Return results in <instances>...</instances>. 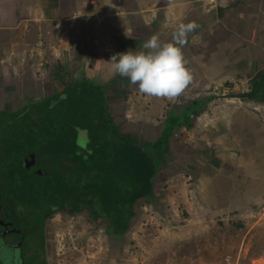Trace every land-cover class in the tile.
I'll return each instance as SVG.
<instances>
[{"label":"crops","instance_id":"1","mask_svg":"<svg viewBox=\"0 0 264 264\" xmlns=\"http://www.w3.org/2000/svg\"><path fill=\"white\" fill-rule=\"evenodd\" d=\"M63 1L0 0V46L4 45L14 52L22 49L15 61L10 60L14 70L2 67L5 73L0 71V74L7 75L13 71L16 75L24 62L31 60V56L25 57V49L34 52L36 47L39 50L35 51L36 61L42 63L46 41H49L47 46L52 50L49 55L52 62L56 65L60 62L59 53L62 51L63 61L70 63L77 60L80 63H77L81 66L78 76L96 70L95 76L99 73L98 79L104 85L102 92L113 99V95L122 94V91H114L111 82L120 83L122 77L112 76L111 65L105 62L113 54L129 49L147 51L143 44L153 35L162 43L172 42L177 25L190 22H195L198 27L189 33L187 42L182 46L185 60L189 56V47L194 45L196 51L200 46L216 45L218 54L215 55L212 50L210 61L215 65L206 69L207 72L194 71L195 79L192 76L191 82L181 92L183 97L190 92L196 94L190 100L196 101L194 99L200 98L198 94L207 90L200 84L204 72L212 78L223 79L221 85L212 81L210 90L217 85L222 87V92L231 91L232 87V90H240L242 94L248 91L256 72L264 69V0H66L65 4ZM80 5L82 8L78 17L75 14L68 19L61 16L75 12ZM25 18V21L31 22L33 29L37 26L34 44L29 42L23 30L22 21ZM69 20L72 26H69ZM72 48H78L76 59L72 57ZM105 68L109 72L102 71ZM123 79L125 92L122 95L127 97L122 102L128 117L131 106L147 113L154 102H159L161 107L164 104L171 106L169 98L166 101L165 97L155 99L154 96L141 94L128 83L127 78ZM227 82L232 85L224 86L223 83ZM228 99L231 101L225 104L215 103L213 109L218 112L214 113L212 109V117H207L209 109L206 108L195 119L193 137L184 138V145H177L179 160L176 163L172 164L174 156H170L171 153L163 161L166 166L162 188L160 186L164 192L162 201L155 199V182L154 199L140 198L135 206L149 207L162 202L178 216V220L181 218L179 211H183L190 215L191 221H205L231 217L238 211L264 203V112L261 111L264 101L241 100L238 95ZM108 101L106 104L109 106ZM172 108L176 107L173 105ZM155 118L148 114L144 118L145 124L152 123ZM178 119L175 116L171 120L179 124ZM174 137L172 132L164 139L166 145L163 144V150ZM172 150L175 147L170 145ZM158 154L161 159V153ZM161 165L162 161L159 168ZM159 168L156 175L161 172ZM136 214L135 207L134 216Z\"/></svg>","mask_w":264,"mask_h":264},{"label":"rangeland","instance_id":"2","mask_svg":"<svg viewBox=\"0 0 264 264\" xmlns=\"http://www.w3.org/2000/svg\"><path fill=\"white\" fill-rule=\"evenodd\" d=\"M63 2L64 4L67 3L66 0ZM65 6L67 7V5ZM80 8H82V5H80L75 12L72 11L68 15L64 13V15L61 16H63L64 19L71 18L74 14L78 17ZM25 20L26 18L22 21L23 26L25 27L23 30H25V33L28 35L27 39L29 42L34 44V32L37 26L35 25L33 29V27L30 26L31 22ZM68 23L69 26H72L70 25V20ZM68 37L69 35L67 34V38ZM69 40L71 43V39ZM48 43L49 41H46L45 52L43 51L46 54L42 63L36 61L35 51H39L36 47H34V52H29L25 49V57L28 58L31 56V60H26L23 66L18 69L16 75L13 71L9 72V74L7 73V75L2 74V72L5 73L3 68L4 70L6 68L14 70V68H12L14 65L10 63V60L17 59L20 53H22V49L16 50V54L13 57L12 52L14 51L7 50L4 45L0 46V71H2L0 74V138L1 135L4 136L7 134L9 130V128L6 127L7 124L4 122L5 120L7 121V118L9 117H7V113L5 114L4 112L18 110V114H21L22 116L28 114V116L37 118L36 109L38 110L37 106L41 101L49 97L52 92H58L61 85L71 86L74 81H77L76 79H78V77L90 80L82 90L84 92L86 91L82 96H88L90 92L88 94L87 92L92 91L90 97H96V94L93 93L100 94L102 91L104 85L100 83L102 80L98 79L99 73L95 76L96 70L89 73L87 72L85 75L82 73V77L80 75L78 76V69L81 68L78 64L80 63L77 60H73V62L70 63H68V60L63 61L65 58H62V51L59 53L60 62L56 65V63L52 62L49 57L52 50L50 46H47L49 45ZM72 49L74 54L72 57H75L76 59V49L78 48ZM213 49L215 55L218 54L215 51L217 50L216 45L211 46L207 44L205 46H200L197 51L195 45L189 47V56L186 57V60H188L186 66L191 71L194 79V71L202 72L206 69L208 70L210 66L215 65V63H211L212 60L210 61ZM222 49L224 48L222 47ZM191 56H193V59ZM46 57H48V62L46 61ZM196 57L197 59L195 60L194 58ZM102 71L109 72L106 68L102 69ZM258 72L259 71H257L256 74ZM4 75L5 77H3ZM92 76L97 79H94ZM112 76L115 77L113 74ZM80 80V82L72 86H76L84 81L82 79ZM123 80L125 79L122 78L120 83L115 84V81L113 80L114 82H111L113 83L112 89L115 88L114 91L118 92L122 91L123 94V92H125ZM214 80L216 81V84L219 83L221 85L223 79L217 77L212 78L209 74L207 75L204 72L200 84L207 87V90L199 93L198 96H200V98L194 100H202L206 101V103L198 112H193L188 116L187 125L185 124L187 121L184 122V118L182 117H178L179 124L177 121L171 120L173 118L168 119V117L172 116L174 113L176 114V112L180 113L182 108L191 106L194 101H191L190 98H195L196 94L189 92L183 97L180 93L176 97L169 98L171 105L169 107L168 104H164L161 107L159 102H154L153 104L151 102L152 107H149L150 109H148V113L146 110L131 106L130 108L132 110H130V117H128L126 109H124L125 103L122 102L123 98L127 97L126 95L117 94L113 95V99H110L111 96H106V94L103 93V97L106 99V101L104 100V109L106 110V113L109 114V117L111 115L110 119L115 129H117L120 134L130 136L131 139H134L142 147H148L150 144L158 142L157 152H161L162 165L159 168L161 171L159 172L160 174L158 173L155 177V199H161L162 201L163 198L164 192L161 188L162 182L164 181L163 169L166 166V163H163V161L165 162L167 160L169 153H171L170 156H174V159H171L172 164L179 160V151L177 147L179 145H184V138L193 137L192 131L196 130L195 119L200 117L201 113L206 111V108L209 109L207 117H212L211 110L217 103L225 104L226 102L231 101L228 98L234 95H240L241 93L240 90H232V87L229 89L231 91L222 92V87L217 85L215 89L212 88V90H210V84ZM251 80L248 91L251 87ZM223 85L228 86L232 84L227 82L226 84L223 83ZM61 96L59 98H62ZM156 98L160 99V97H155V99ZM232 100L234 101L236 99L232 98ZM52 101L53 103L51 102V105L56 104L57 100L52 99ZM107 101L109 102V106L106 104ZM115 101H117L116 104L113 103ZM166 101H168V98ZM173 105L179 107L180 110L176 111L172 108ZM72 106L70 108L84 107L83 105H80L79 107ZM32 107L35 108L33 111L31 110ZM65 107L68 106H66V104H59L60 109L63 110ZM108 107L110 108L109 111ZM218 107L221 106L219 105ZM54 109L53 114L55 115L50 119L54 121L55 125L50 128L48 133H42L46 139L41 138L40 144L37 146L38 151L36 153L34 151L37 159H40L42 156L45 157L43 160H40L39 169L41 170V174L38 177L40 181V191L36 197L37 202L43 197V200L45 201L43 205L45 207L51 204L48 201L49 199L46 200L45 194L41 193L44 188L43 186H50V183H52L53 185L58 184L62 187L64 183H69V181L72 182V180H75L73 184L78 183L81 179L78 178V173H74L75 168L67 167V169L63 167L62 163L65 159H70L72 154L74 155V152L76 154H80L83 151L87 153L86 149L77 147V132L76 134L73 132L72 140L71 136L69 137L71 141L67 154L61 151L63 147L59 146V148H57V145H59L58 142L55 147L51 146L50 149L43 152L42 145H45V140L46 144H48L47 134H49V137H51L52 140H55L54 135L55 133L57 135V131L60 129L59 127L67 124L69 119L73 120L78 124L76 126L79 128L83 127L87 129V136L85 137L83 134H80L79 139L82 141L85 139L90 141V143L87 144V149H91L92 153V137L95 135L96 137L102 136L111 138L112 130L110 125H106L107 128H102L100 129L101 131L92 132L91 126L99 117L106 120L104 116L95 114L93 108H89L84 115H77V117L73 118L64 113L61 115L57 114V108L54 107ZM261 111L264 112V109ZM213 112L217 113L218 111L217 109H213ZM148 114L151 118L155 116L156 118L152 123L149 122V124H145L144 118L147 117ZM204 116L206 117V115ZM2 122H4V124ZM81 123L84 125H80ZM169 124L173 125L171 133L173 132L175 137L171 139V144L167 143L165 150H163V144L166 145L165 140L167 137L163 140L162 136L165 134V128ZM113 125L112 128H114ZM205 133L208 134L207 132ZM170 145L172 148L175 147V150L170 151ZM148 150L151 151L149 147ZM151 157L155 165L159 166V163L161 164L160 159L158 158L159 154H153ZM13 160V163L17 162L16 159ZM6 161L7 160H4L0 154V163H2L0 165V174L2 175H4L5 172H8L10 167ZM56 172L60 173V175H51ZM20 173L21 172L18 170L17 179ZM45 174H47L46 177ZM23 175L24 174H21L20 176L22 177ZM0 177L3 176L0 175ZM6 182V178L0 181V189L4 187ZM83 182L84 181H82V183ZM32 191H34V187ZM146 203L147 202H145V204ZM157 204L158 205H152L149 207H145L144 205L138 207L137 205H134V211L136 207L137 214L132 218L130 226L122 238V242H115L114 240L109 239L106 234L105 226L101 223L90 221L87 213H78L71 216L62 213L61 211L52 212L44 222V262L46 264H264V203L258 206L248 207L245 210L242 209L244 210L243 212L238 211L231 217L226 218V216H224L222 218L218 217L214 220L205 221L197 219L191 221L189 220L190 215H186L183 211H179L181 218L178 220V216L174 215L173 211L165 206V203L157 202ZM100 213L102 216L104 215L101 211ZM39 217L40 215L36 211L30 221H27L26 231H29L27 235L31 233V228H37L38 236H41L39 230L42 228V222L38 221ZM151 217H154V219ZM0 219L3 220V222L5 221V224L2 227L0 226V237L7 234H13L8 231L10 229V214L7 211L2 210V212H0ZM133 222L135 223L132 226ZM38 236L33 235L32 237L26 238L27 249H29L30 245L34 242V244L39 245ZM29 261L30 262H27V264H41V255L40 258L38 257L37 259Z\"/></svg>","mask_w":264,"mask_h":264},{"label":"trees","instance_id":"3","mask_svg":"<svg viewBox=\"0 0 264 264\" xmlns=\"http://www.w3.org/2000/svg\"><path fill=\"white\" fill-rule=\"evenodd\" d=\"M80 79L84 81L76 86H72L80 82ZM76 80L71 86L61 85L58 92H52L49 97L41 101L37 106L38 110L36 109L37 118L41 119L28 116V114L22 116L18 114V110L4 112L9 117L7 121H4L9 130L4 136L1 135L0 154L10 165L9 170H12L5 172L7 182L4 185V189H0V194L10 201L13 199L14 202H28L32 204L33 210L35 209L40 213L38 221L42 222V228L39 230L41 236H38L39 245L33 243V248H36L38 253L42 252V257L45 251L44 221L52 212L61 211L71 216L78 213H87L90 221L101 223L105 226L109 239L115 242H122V238L128 230L132 218L135 217L134 205L136 201L140 198L149 201L154 199L153 187L159 166L153 163L151 156L153 154L158 155L156 152L158 142L150 144L148 147L151 151H149L148 147H142L134 139H131L130 136L120 134L115 129L109 114L104 109L105 99L103 92L101 91L100 94L94 92L93 94H96V97H90L92 91H88L87 94L90 92L88 96H82L86 92L82 90L90 80L80 77ZM60 96L62 98H59ZM238 98L256 102L264 101V69L260 70L251 80L250 90L238 95ZM52 99L57 100V105L50 104L51 102L53 103ZM205 103L206 101L196 100L192 102L191 106L182 108L180 113L176 112V114H172L168 119L175 116L182 117L184 118V122L187 121L185 123L187 125L188 116L193 112H198ZM59 104H66L68 107L62 110L59 108ZM80 105L84 107L70 108L71 106L79 107ZM54 107L57 108V114L61 115L64 113L65 115H70L72 118L77 117V115H84L89 108H93L95 114L104 116L106 120L99 117L91 126L92 132L101 131L100 129L107 128L106 125H110L112 130L111 138L96 137L93 134L94 137H92L91 143L93 147L90 155L84 151L79 155L74 152V155L72 154L70 159L63 161V167L75 168L74 173H78V178L81 179L78 183L73 184L75 180H72V182L64 183L62 187L58 184L53 185L52 183H50V186L42 185L44 188L41 193L45 194L46 200L49 199V203L54 206L51 209L47 206L48 210L43 205L45 202L43 197L39 202L36 201V197L40 191V181L38 178L41 174V170L39 169L40 160H43L45 157L42 156L40 159H37L35 153L38 151L37 146L40 144L41 138L46 139L42 133H48L50 128L55 125L54 121L50 119L55 115L53 114ZM34 109L33 107L31 108L32 111ZM174 109L176 111L180 110L179 107ZM4 122L2 123L4 124ZM76 125L78 124L69 119L67 124L59 127L57 135L55 133L54 138L56 141L52 140L49 134H47L48 144H46L45 140V145H42L43 152H46L51 146L55 147L58 142L57 148L59 146L63 147L61 151L67 154L70 141L73 138V132L76 134ZM80 125L84 124L81 123ZM112 125L114 128H112ZM172 127V124L167 125L163 140L171 133ZM70 136L71 140L69 139ZM85 156L87 157L86 159ZM158 158L160 159V156ZM13 159L17 161L14 162L15 164L13 163ZM18 170L21 172L20 175H24L22 177L19 175L17 179ZM53 174L60 175L57 172L51 175ZM46 176L47 174H45ZM82 181L84 182L82 183ZM33 187L34 191H32ZM98 208L104 213L103 216ZM35 210L34 213H36ZM36 229L31 228V232H38Z\"/></svg>","mask_w":264,"mask_h":264},{"label":"clouds","instance_id":"4","mask_svg":"<svg viewBox=\"0 0 264 264\" xmlns=\"http://www.w3.org/2000/svg\"><path fill=\"white\" fill-rule=\"evenodd\" d=\"M195 22L179 23L173 32L172 42L162 43L156 35L151 36L144 44L147 51L134 52L131 49L115 53L108 63L113 75L127 78L129 84L136 87L139 93L173 98L179 95L192 80L191 71L187 68V61L182 53V46L187 42L189 33L196 29ZM77 147L87 149L89 140H80L79 135L87 136V129L78 126ZM79 154V153H77ZM87 157L85 156V159Z\"/></svg>","mask_w":264,"mask_h":264},{"label":"flooded vegetation","instance_id":"5","mask_svg":"<svg viewBox=\"0 0 264 264\" xmlns=\"http://www.w3.org/2000/svg\"><path fill=\"white\" fill-rule=\"evenodd\" d=\"M0 175L4 178L6 177V174ZM3 177H0V181L4 179ZM3 189L4 187L2 190ZM31 206L32 204L28 202H14L13 199L10 201L0 194V212L5 210L10 214V229L8 231L13 233L0 237V264H27V262H30L29 260L32 261V259L40 258V255L41 264H46L43 260L42 252L38 253L36 248H33V243L30 245L29 249H27L26 246L27 237L29 238L33 235L38 236V232L33 231L27 235L29 231H26L27 221H30L31 217L34 216L35 209L33 210ZM48 207L51 209V207L54 206L48 205ZM38 214L40 213L38 212ZM4 224L5 221L3 222V220L0 219V226L2 227Z\"/></svg>","mask_w":264,"mask_h":264}]
</instances>
